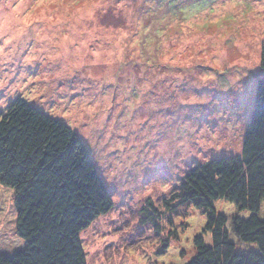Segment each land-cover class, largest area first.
Instances as JSON below:
<instances>
[{"label": "rangeland", "instance_id": "374dc122", "mask_svg": "<svg viewBox=\"0 0 264 264\" xmlns=\"http://www.w3.org/2000/svg\"><path fill=\"white\" fill-rule=\"evenodd\" d=\"M260 74L264 0H0V108L22 97L72 128L111 195L80 232L87 264H187L195 235L210 244L205 215L170 198L240 153ZM214 207L228 229L249 215ZM15 223L0 185V253L22 246Z\"/></svg>", "mask_w": 264, "mask_h": 264}, {"label": "trees", "instance_id": "16d2710c", "mask_svg": "<svg viewBox=\"0 0 264 264\" xmlns=\"http://www.w3.org/2000/svg\"><path fill=\"white\" fill-rule=\"evenodd\" d=\"M0 185L14 191L22 241L0 253V264H87L80 232L112 208L111 195L78 134L22 97L0 108ZM217 200L249 215L234 214L228 229ZM174 201L204 214L210 236L209 245L193 237L187 264H264V74L256 77L240 153L191 167Z\"/></svg>", "mask_w": 264, "mask_h": 264}]
</instances>
